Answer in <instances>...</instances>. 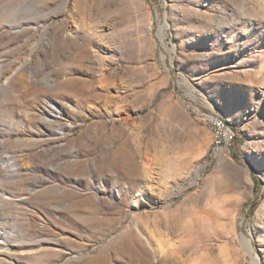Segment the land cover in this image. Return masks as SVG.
<instances>
[{"label": "rangeland", "instance_id": "obj_1", "mask_svg": "<svg viewBox=\"0 0 264 264\" xmlns=\"http://www.w3.org/2000/svg\"><path fill=\"white\" fill-rule=\"evenodd\" d=\"M7 155L0 264H264V0H0Z\"/></svg>", "mask_w": 264, "mask_h": 264}, {"label": "built area", "instance_id": "obj_2", "mask_svg": "<svg viewBox=\"0 0 264 264\" xmlns=\"http://www.w3.org/2000/svg\"><path fill=\"white\" fill-rule=\"evenodd\" d=\"M203 120L210 126L213 142L211 155H224L225 151H232L238 137L235 126L224 122L223 116L214 113H204Z\"/></svg>", "mask_w": 264, "mask_h": 264}, {"label": "bare ground", "instance_id": "obj_3", "mask_svg": "<svg viewBox=\"0 0 264 264\" xmlns=\"http://www.w3.org/2000/svg\"><path fill=\"white\" fill-rule=\"evenodd\" d=\"M57 114L55 115V117H58V116H61V115H59V114H61V112L60 111H57L56 112ZM224 120V119H223ZM224 122L225 123H227L225 120H224ZM57 133H59V134H61V135H64L65 134V132H64V128H59L58 130H57ZM7 135H5L4 136V139L3 140H5V139H7ZM7 165H11L12 167V169H14L15 171H18V168H19V166H18V164H16L15 162L13 163V160H11V158H10V156L9 155H7V157L5 158H2V156H0V167L1 166H7ZM3 230H1V228H0V248H2L3 247V241H2V239H3V232H2ZM243 243L245 244V246H246V248H247V250H248V252L253 256V257H255V255L253 254V248H252V246H251V244H250V242L249 241H247L246 239H244V241H243ZM174 244L173 243H170L169 242V246H173ZM5 246V245H4Z\"/></svg>", "mask_w": 264, "mask_h": 264}]
</instances>
